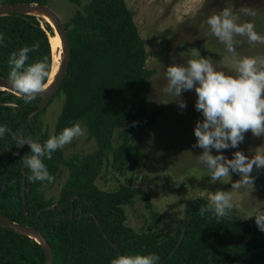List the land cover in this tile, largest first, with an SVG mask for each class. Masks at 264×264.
<instances>
[{"label": "trees", "instance_id": "trees-1", "mask_svg": "<svg viewBox=\"0 0 264 264\" xmlns=\"http://www.w3.org/2000/svg\"><path fill=\"white\" fill-rule=\"evenodd\" d=\"M46 1L7 0L11 4ZM85 12L76 13L65 24L69 64L55 94L62 93L64 103L53 134L81 122L95 141V150L66 161L57 150L50 160L45 159L54 177L59 165L69 170L56 202L45 200L40 188L49 182L27 179L30 172L22 157L30 154V147H17L12 139V133L39 138L40 143L49 138L38 121L41 113L28 121L39 100L26 102L23 97L0 90V126L10 129L0 137V214L12 223L40 231L51 248L54 264H111L119 255L136 253H155L160 257L158 264H234L249 251L263 247L264 240L258 237L253 223L229 213L227 216L241 221L217 218L207 212L202 216L199 210L208 203L203 199L187 205L185 221L180 219L173 232H135L125 225L123 205L140 195L150 209L148 196L128 183L114 192H103L94 185L109 151L111 164L118 170L137 164L142 157L135 146L128 144L127 128L121 135L122 143L111 149L114 131L127 124L131 128L140 118L151 126L158 111L147 116L143 109L154 71L145 67L144 41L125 0H92ZM43 28L33 16H0V76L8 79L12 52L36 42L39 50L29 53L27 63L47 57L52 66L48 34L53 36V32L47 23H43ZM130 96L138 100L136 107L129 105ZM152 216L157 222L160 220L159 216ZM251 229L250 241L243 244ZM182 233V241L172 254ZM262 261L264 251L249 255L240 264ZM0 264H45V253L34 240L0 227Z\"/></svg>", "mask_w": 264, "mask_h": 264}, {"label": "rangeland", "instance_id": "rangeland-1", "mask_svg": "<svg viewBox=\"0 0 264 264\" xmlns=\"http://www.w3.org/2000/svg\"><path fill=\"white\" fill-rule=\"evenodd\" d=\"M92 0H47L46 4L61 19L64 26L69 24L76 13L86 14V8ZM7 0H0L5 3ZM132 13L134 24L144 41L146 51L145 67L154 71L148 97L143 105L147 116L158 111V117L149 126L141 118L132 124L114 131L111 149L122 143L124 129H129L128 144L142 154L137 164L130 163L118 170L111 164L109 151L94 185L103 192H114L119 186L129 184L148 196L151 208H147L140 195L133 197L131 203L123 205L125 225L135 232H147L162 229L173 232L181 217L183 205L188 198L203 196L209 198L217 190L229 191L232 194L233 208L229 214L247 220L256 227L253 215L264 209V168L254 167L251 185L238 190L231 189V184L240 179L236 173L231 180H211L205 165L198 162L202 149L193 147L196 144L194 127L202 114L195 109L196 95L194 90L183 91L181 99L187 107L180 109L174 97L163 92L167 84L166 68L171 64L185 65L194 58L193 50H198L203 57H210L218 70L234 74L240 57L254 56L264 58V44H250L246 37H236L237 55L226 51L225 45L211 35L207 19L213 12H219L225 6L232 7L239 17L238 23L252 22L255 31L264 35V0H125ZM197 7V8H196ZM196 8V9H195ZM195 9L197 15L191 17ZM255 12L248 15L246 11ZM201 19L200 22L198 20ZM60 53V50H59ZM61 56V53H60ZM59 56V57H60ZM223 60V65L217 62ZM64 103L62 93L54 96L51 102L39 115L41 129L48 135L54 133L57 117ZM138 100L129 97V105L136 107ZM82 128L84 124L79 122ZM95 141L86 134L79 137L62 149L61 157L66 161L71 156L84 157L95 150ZM246 156L257 152L264 153V137H254L251 131L238 148L222 150L227 158H233L235 151ZM212 154H218L215 149ZM66 166L59 165V171L52 183L44 184L40 191L45 200L55 203L60 189L68 177ZM152 214L159 216L157 222ZM258 237L264 240V231L257 227ZM259 264H264V261Z\"/></svg>", "mask_w": 264, "mask_h": 264}, {"label": "clouds", "instance_id": "clouds-1", "mask_svg": "<svg viewBox=\"0 0 264 264\" xmlns=\"http://www.w3.org/2000/svg\"><path fill=\"white\" fill-rule=\"evenodd\" d=\"M246 14L255 15L247 10ZM239 17L232 7L225 6L218 13L213 12L207 19L211 35L225 45L226 51L237 55L236 37H246L250 44H264V35L255 31L252 22L238 23ZM39 42L12 52L8 60L10 68L8 80L26 102L43 93L51 83V69L47 57L28 64L29 53L39 50ZM194 58L185 65L171 64L166 68L167 84L163 92L174 97L180 109L187 107L181 99L183 91L194 90L196 95L195 109L202 114L194 127L196 144L193 147L202 149L198 162L205 165L211 180H231V174L240 176L231 184V189L238 190L251 185L254 167L264 168V153L257 152L249 157L237 150L233 158L223 155L222 150L238 148L245 134L251 131L254 137H264V58L254 56L240 57L234 74L218 70L210 57H203L198 50H193ZM223 65V60L217 62ZM10 129L0 126V137ZM86 134V129L79 123L63 128L59 134H51L43 143L39 138L25 137L12 133L17 147L27 144L30 154H25L24 166L29 170L27 179L52 183L55 177L48 171L45 159H51L52 153L69 145L73 140ZM215 149L218 154L213 155ZM233 208L232 194L229 191L217 190L208 198L206 206L200 208L203 216L206 212L215 217H226ZM255 217L259 230L264 231V209L257 210L250 217ZM160 257L155 253L119 255L111 264H158Z\"/></svg>", "mask_w": 264, "mask_h": 264}, {"label": "water", "instance_id": "water-1", "mask_svg": "<svg viewBox=\"0 0 264 264\" xmlns=\"http://www.w3.org/2000/svg\"><path fill=\"white\" fill-rule=\"evenodd\" d=\"M36 12H41L45 16L51 19L53 26H50L52 31H55L56 34L58 35L60 41H61V56L59 59V64L57 68V72L52 80V82L49 84L47 89L43 93H38L35 99H38V105L37 108L28 116V121H31L35 116L40 114L46 107L47 105L51 102V100L54 98L55 94L59 91L63 77L67 71L68 64H69V54H70V47H69V42L67 38V33L65 26L61 19L57 16L55 12H53L47 5L45 4H38V3H15L11 4L9 2L5 3H0V16L1 15H15V14H23V15H28V16H34L33 14ZM38 18V17H36ZM38 20V19H37ZM39 21V20H38ZM42 29L44 30L43 26ZM51 69V67H50ZM0 86L3 87L0 90H4L6 92H9L11 94H14L16 96L22 97L15 89L12 88L11 83L9 80L5 77L0 76ZM21 192H22V197H23V192H24V178L22 180L21 184ZM196 199H203L206 202H208V198L203 197V196H193L191 198H188L186 202L183 205V210H182V221H185L186 217V209L187 205ZM226 219L233 220V221H241L236 217H231V216H226ZM0 227L11 230L17 234L26 236L35 242H37L43 249L45 253V264H54L53 261V254L51 251V248L47 242V240L44 238V236L41 234L40 231L33 229L32 227L29 226H23L17 223H12L10 222L9 219L5 218L2 214H0ZM253 235V229H251L250 235L247 238V240L243 243L246 244L250 241L251 237ZM183 238V233L182 237L179 239L178 243L175 246V249L173 250L172 254L175 252L179 244L181 243ZM242 245V244H241ZM264 251V246L251 250L247 254L243 255L237 262L234 264H240L246 257L253 253H259ZM172 254L170 256H172ZM210 259V257H209Z\"/></svg>", "mask_w": 264, "mask_h": 264}, {"label": "bare ground", "instance_id": "bare-ground-1", "mask_svg": "<svg viewBox=\"0 0 264 264\" xmlns=\"http://www.w3.org/2000/svg\"><path fill=\"white\" fill-rule=\"evenodd\" d=\"M34 16L38 17L37 19L40 21L41 25L43 26V23H47L50 26H53L52 21L50 18L42 14L41 12H36L33 14ZM35 17V18H36ZM53 32V36L48 34L49 42L51 45V50H52V66H51V82L57 72L58 64H59V59H60V53H61V41L56 34L55 31ZM60 50V53H59ZM3 87L0 86V89Z\"/></svg>", "mask_w": 264, "mask_h": 264}, {"label": "flooded vegetation", "instance_id": "flooded-vegetation-1", "mask_svg": "<svg viewBox=\"0 0 264 264\" xmlns=\"http://www.w3.org/2000/svg\"><path fill=\"white\" fill-rule=\"evenodd\" d=\"M203 1V0H202ZM197 8V7H196ZM195 8V9H196ZM195 9L192 11V14H191V17H194V16H196L197 15V12H195ZM201 21V19H199L198 20V22H200Z\"/></svg>", "mask_w": 264, "mask_h": 264}]
</instances>
